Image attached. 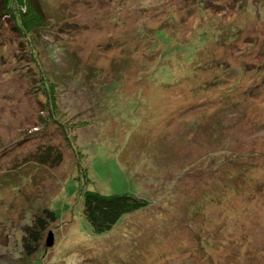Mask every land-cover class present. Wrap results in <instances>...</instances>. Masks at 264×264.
<instances>
[{
  "label": "rangeland",
  "instance_id": "rangeland-1",
  "mask_svg": "<svg viewBox=\"0 0 264 264\" xmlns=\"http://www.w3.org/2000/svg\"><path fill=\"white\" fill-rule=\"evenodd\" d=\"M42 6L0 29V264H264V0ZM87 190L148 204L95 234Z\"/></svg>",
  "mask_w": 264,
  "mask_h": 264
},
{
  "label": "trees",
  "instance_id": "trees-1",
  "mask_svg": "<svg viewBox=\"0 0 264 264\" xmlns=\"http://www.w3.org/2000/svg\"><path fill=\"white\" fill-rule=\"evenodd\" d=\"M16 1L26 2V12L22 13L21 23L17 20ZM43 0H0V29L3 25L4 17L11 16L14 20L13 27L16 28L20 36L26 37L28 42L34 39V35L38 29L43 28L44 11L42 6ZM21 2V3H22ZM39 76H43L39 73ZM54 83L49 81V84ZM45 85V84H44ZM40 86L43 96H48L49 101H54L55 96L52 94L54 90H48V85ZM52 87V84L50 85ZM39 91V90H38ZM49 91V93H48ZM51 92V94H50ZM39 93V92H38ZM41 103L46 101L41 100ZM49 105H51L49 103ZM53 108V107H52ZM60 153H55L52 158L53 164L56 165L60 161ZM41 161H46L40 158ZM148 202L138 196L123 194H102L98 191L87 190L83 196V214L88 222L91 230L95 234L106 233L126 213L133 212L147 206ZM55 212L49 207L41 209V213L34 219V226L27 229L24 242V254L26 259L32 255L38 256L42 251L39 244L44 237V232L48 230V226L56 221ZM46 242V241H45ZM33 261L31 262V264Z\"/></svg>",
  "mask_w": 264,
  "mask_h": 264
},
{
  "label": "water",
  "instance_id": "water-1",
  "mask_svg": "<svg viewBox=\"0 0 264 264\" xmlns=\"http://www.w3.org/2000/svg\"><path fill=\"white\" fill-rule=\"evenodd\" d=\"M53 243V233L52 231L48 233L47 238H46V242L45 245L46 246H51Z\"/></svg>",
  "mask_w": 264,
  "mask_h": 264
}]
</instances>
